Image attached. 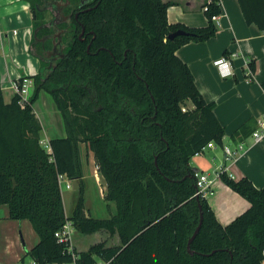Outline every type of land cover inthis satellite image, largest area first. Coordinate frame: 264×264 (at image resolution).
Listing matches in <instances>:
<instances>
[{
	"label": "trees",
	"instance_id": "trees-1",
	"mask_svg": "<svg viewBox=\"0 0 264 264\" xmlns=\"http://www.w3.org/2000/svg\"><path fill=\"white\" fill-rule=\"evenodd\" d=\"M25 1L34 9V0ZM239 3L246 22L264 32V0ZM169 6L163 0H102L82 19L96 35L89 50L92 34L70 47L69 59L46 81L39 73L31 77L34 88L26 101L15 93L7 103L0 84V206L8 205L11 219L29 220L38 235L25 256L41 264H264V187L222 173L250 203L222 225L207 199L196 196L190 166L209 143L222 144L225 129L177 51L212 38V16L221 9L212 4L208 26L188 28L169 23ZM178 30L186 34L169 39ZM42 90L67 131L48 146L34 110ZM187 100L194 109L183 111ZM248 128L238 134L248 137ZM82 144L107 183L105 198L116 206L111 218L87 215L83 190L66 214L60 178L83 177ZM67 222L83 234H117L120 243L70 250L55 236Z\"/></svg>",
	"mask_w": 264,
	"mask_h": 264
},
{
	"label": "crops",
	"instance_id": "crops-1",
	"mask_svg": "<svg viewBox=\"0 0 264 264\" xmlns=\"http://www.w3.org/2000/svg\"><path fill=\"white\" fill-rule=\"evenodd\" d=\"M163 1L170 3L167 10L170 24H182L188 28L208 26L210 19L204 9L207 0ZM219 7L221 9L219 24L216 25L212 21L217 27L216 34L206 41L184 44L178 49L177 55L192 71L196 86L203 98L207 102L214 103L215 114L225 129L222 144L209 143L211 144L210 153L205 154L207 149L204 148L200 154L190 159V166L192 169H197L198 173H206L214 179L215 191L212 189L213 193L209 194L206 199L217 220L222 225H228L246 211L250 207V203L245 197L232 190L221 179V176L216 177L218 172L219 174L225 173L235 180L247 177L257 188L264 187V138L256 141L253 136V133L259 128L260 119L264 117V88L262 87L264 81V32L256 24L246 22L239 0H221ZM34 18L33 11L27 1L0 0V84L7 103L15 94L14 85L18 79L28 77L32 80L31 77L38 74L40 69L39 59L31 52ZM222 58H227L231 62L232 74L229 76L222 75V72L228 69L223 68L222 71L215 64L218 59ZM249 67L253 75V79L250 81L248 80ZM33 88L34 86L31 88V94ZM42 92L48 94L42 90L40 98ZM53 103L62 118L54 100ZM34 110L38 117L35 105ZM62 121L64 131L60 132L59 137H66L67 131L63 118ZM243 126L249 127L248 133L253 131L246 138L243 137V134H238ZM43 131L46 132L44 124H42L41 133ZM53 138L56 137L51 136L47 144ZM43 141L44 139H42ZM241 143L245 145L242 155L234 161H227L224 147H235ZM83 145L85 144L81 145V155L84 175L80 179L70 181L78 183L79 196L83 190L85 201H87L88 176L93 175L96 186L99 188L101 201H105L110 207V202L102 193L105 184L103 186L102 180H99L100 174L98 175V173L100 172L94 170L90 175L86 174V166L92 152L87 150L86 156L83 157ZM67 188H71V185ZM79 196L75 198V201ZM63 201H65L64 196ZM0 210L3 212L2 218L7 219V222L10 220L11 228H14L15 231L20 228V222L29 221L27 219H11L8 205H1ZM85 210L87 215H92L86 208ZM65 211L69 216L68 211L66 209ZM29 222L24 226L27 228L32 226ZM86 235L93 236L94 242L83 248L86 249L84 251L95 244L105 242L106 239L113 241L107 246H115L120 243L117 234L110 235L106 231ZM102 236H106L104 240H102ZM82 238L84 239L80 243L85 245V237L82 236ZM71 244L73 250L83 251L78 250L75 240L72 239ZM34 245L31 244L30 248L32 249ZM0 248L3 251L0 264H20L22 256H25L27 252L25 245L19 243V232H15L14 235L5 233L1 224ZM98 264L103 263L99 261Z\"/></svg>",
	"mask_w": 264,
	"mask_h": 264
},
{
	"label": "flooded vegetation",
	"instance_id": "flooded-vegetation-1",
	"mask_svg": "<svg viewBox=\"0 0 264 264\" xmlns=\"http://www.w3.org/2000/svg\"><path fill=\"white\" fill-rule=\"evenodd\" d=\"M102 0H35L32 9L34 25L31 52L40 61L39 74L46 81L63 61L69 59L70 47L77 40L85 42L92 34L82 20L88 12L97 9ZM49 16V17H48Z\"/></svg>",
	"mask_w": 264,
	"mask_h": 264
},
{
	"label": "rangeland",
	"instance_id": "rangeland-1",
	"mask_svg": "<svg viewBox=\"0 0 264 264\" xmlns=\"http://www.w3.org/2000/svg\"><path fill=\"white\" fill-rule=\"evenodd\" d=\"M182 106H183V111H186L188 109L189 110L194 109V105L191 103V101H188V100L183 102ZM35 109H36L38 118L40 119L41 123L44 124L46 127V132L43 131V133H41V138L44 139L43 143L44 144L47 143L48 139H50L51 136L59 137L60 132L64 131L63 121L59 115V112H57L56 108L54 107V103H53V99L51 95L45 94L42 92L40 100L37 101V103L35 104ZM210 145L211 144H208L205 147L207 149V152L205 154L207 155L210 153L209 152ZM86 152H87V147L83 145L82 146L83 157L86 156L87 154ZM88 160H89V163L86 166V171H87L86 174L90 175L91 173L94 172V170L97 171L98 167L95 162L93 153H91ZM99 174L100 173H98V175ZM98 177H99V180L100 179L102 180L103 186L105 184V189L102 192L103 196L105 197L107 193V183L101 174ZM68 183L71 185V188L69 189L67 188V187H70ZM212 188L215 191V187L213 186ZM61 189H62V193L65 199L64 201L65 209L68 211V214L71 215V211L74 208L75 204L77 203V201H75V198L79 196V185L77 182H71L69 179H64L61 184ZM86 197L88 199L87 201H85V208L92 213L93 217L104 219V218H111L113 215H115L116 206L113 203H110L111 206L109 207V205H107L105 201H101L100 194H99V188L96 186L93 175L88 176V190L86 192ZM2 217H3V212L2 210H0V218H1L0 224L2 225L4 232L5 233L7 232L8 234H13V235L15 234V232H19V243H21L23 246L25 245L26 251L31 249L30 248L31 244L36 245L38 243L39 237L34 231L33 227L29 226L27 228L24 226V225H27L26 223H28L29 221L20 222L19 224L20 228L16 229L15 231L14 228H11L12 226L9 223L10 220L7 222V219H3ZM28 225H31V224H28ZM82 236L85 237V240H84L86 242L85 245L80 243V241L84 239L82 238ZM105 237L106 236H102V240H104ZM73 240H75V243L78 246V250L81 249L83 251L86 250L83 248L88 247L91 244V242H94L93 236H87L86 234L83 235V233L76 231L75 229H74V234H73ZM109 243H113V241L112 240L109 241V239L108 240L106 239L105 244L107 245ZM71 247H72V244H71ZM2 255H3V251H2V248H0V258L2 257ZM23 257L24 256H22V258ZM32 261L33 259L29 255L25 256V262L29 263Z\"/></svg>",
	"mask_w": 264,
	"mask_h": 264
},
{
	"label": "built area",
	"instance_id": "built-area-1",
	"mask_svg": "<svg viewBox=\"0 0 264 264\" xmlns=\"http://www.w3.org/2000/svg\"><path fill=\"white\" fill-rule=\"evenodd\" d=\"M214 3H217V5L220 6L221 0H207L206 5L204 7L205 11H209L211 5ZM219 18H220V14H215L212 16V21H214L216 23V25H218L219 24ZM215 64L217 65V67L219 69H222V71H223V68L228 69L227 71L222 72L223 76H229L232 74L231 62L229 59H227V58L218 59L215 62ZM252 79H253V75H252V71L249 67V69H248V80L250 81ZM20 80H21V77L18 79V81L14 85L15 93H18L22 96V101H26V100H28V98L31 95V88L33 86V81L30 78L25 77V78H23L22 84H20L19 83ZM253 136H254V139L256 141H260L264 138V117H262L260 119L259 128L253 133ZM46 144L47 143H45V145ZM46 146H48V144ZM204 148H203V150H204ZM244 149H245V145L243 143H241L235 147L225 146L224 151H225L226 160L227 161L236 160L240 155H242V152L244 151ZM200 153H197V155ZM221 174H219V172H218V175H216V177L221 176ZM195 176H196V188H197L196 196H202V197L206 198L209 194H212L213 193L212 187H213L214 179L210 178V176L206 173L196 172ZM60 180H61V184H62L63 177H61ZM73 234H74V227L71 224V222H67L61 230L56 232L55 236H56L59 243L71 245L72 239H73ZM70 250H72V247L70 248ZM76 258L77 257L74 255V259H76ZM25 264H41V263H38L35 260H33L32 262H29V263L25 262ZM46 264H51V263H46Z\"/></svg>",
	"mask_w": 264,
	"mask_h": 264
},
{
	"label": "water",
	"instance_id": "water-1",
	"mask_svg": "<svg viewBox=\"0 0 264 264\" xmlns=\"http://www.w3.org/2000/svg\"><path fill=\"white\" fill-rule=\"evenodd\" d=\"M33 17H35V12H33ZM183 34H186V32L183 31V30H178V31H176V32H174V33H171L168 37H169V39H174L175 37H177V36H179V35H183ZM193 170H194V172H197V169H193ZM202 221H203V216H201L200 224L198 225V227H197L195 233L193 234V236H192V237L190 238V240H189V243H188V249H189L190 251H191V248H190L191 243H192V241L194 240V238L197 236V234L199 233L200 228H201V225H202Z\"/></svg>",
	"mask_w": 264,
	"mask_h": 264
}]
</instances>
